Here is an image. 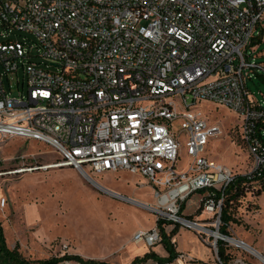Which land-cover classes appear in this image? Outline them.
<instances>
[{
	"label": "built area",
	"instance_id": "1",
	"mask_svg": "<svg viewBox=\"0 0 264 264\" xmlns=\"http://www.w3.org/2000/svg\"><path fill=\"white\" fill-rule=\"evenodd\" d=\"M262 40L264 0H0V135L46 143L61 156L55 165L86 177L125 170L146 178L156 203L141 204L156 223L133 241L161 243L162 220L165 230L188 228L209 244V264H256L251 245L230 225L222 230L237 174L206 155L222 130L198 106L233 110L236 140L255 163L248 173L264 169V101L247 87L264 75L248 50ZM198 192L200 212L185 214Z\"/></svg>",
	"mask_w": 264,
	"mask_h": 264
},
{
	"label": "rangeland",
	"instance_id": "2",
	"mask_svg": "<svg viewBox=\"0 0 264 264\" xmlns=\"http://www.w3.org/2000/svg\"><path fill=\"white\" fill-rule=\"evenodd\" d=\"M252 49V46L248 47L251 55L264 62V40L257 44L255 51ZM260 73H254L247 79V87L255 98L264 101V77ZM18 77L22 78V71ZM5 84L8 90L11 84L13 94L17 93L16 74H10L9 80L5 76ZM198 109L211 124L222 130V134L209 142L206 155L227 165L236 174L250 172L255 165L254 160L236 140L241 122L239 116L230 108L213 102L200 103ZM181 127L182 119L172 122L174 132H179ZM58 161H61V156L46 143L33 138L0 135V220L9 245L18 243L20 250L33 259L79 255L87 260L80 250L90 256H107L124 244L137 250L121 251L115 257L112 255V259L116 264L129 263L128 254L141 252L138 249L143 246L142 242H132L135 231L151 228L156 223V215L140 205L154 206L156 203L147 179L125 170L93 174V179L120 193L113 195L96 187L88 177L72 167L43 168ZM30 167L36 168L25 170ZM254 186L230 210L235 218L230 229L235 236L264 254V191L258 195L256 192L260 186ZM201 195L200 192L195 193L187 200V215L200 212L196 210ZM4 199L5 204L2 203ZM180 229L185 236L188 232L195 234L188 228ZM181 251H191L199 256L208 252ZM93 260L115 264L103 259ZM183 262L205 264L187 261L183 257L164 264ZM255 262L264 264L258 258ZM155 263L158 261L148 260L140 264Z\"/></svg>",
	"mask_w": 264,
	"mask_h": 264
},
{
	"label": "trees",
	"instance_id": "3",
	"mask_svg": "<svg viewBox=\"0 0 264 264\" xmlns=\"http://www.w3.org/2000/svg\"><path fill=\"white\" fill-rule=\"evenodd\" d=\"M261 75V74H260ZM264 77V75H261ZM264 125V124H263ZM264 140V137H262ZM258 184L260 186L257 189V194L261 195L264 191V169H256L252 173L246 174H237L234 183L228 190L227 196L224 201L223 211L221 215L222 221V230L227 231L228 226L232 221H235V218L232 217L230 210L232 207L238 203V201L243 197L246 192L250 189L251 186ZM255 187V186H254ZM185 204L182 205V209L184 210ZM158 225L161 226L162 231V243L164 247L167 249L168 257L161 258L156 252L151 251L146 253L143 257L136 258L130 264H137L144 262L150 258L155 259L158 261V264H164V262L169 261L172 262L173 260L177 259L180 253L176 250V244L173 242L172 237L179 231L180 227L175 226L171 232L168 234L165 228L162 227V220H158ZM219 253L221 256L225 258L229 257L226 254L225 248L221 245ZM64 258H74L84 260L79 255H71V256H64V257H51V258H42V259H33L27 257L21 250L20 246L17 243L15 246L9 245L5 231L3 222L0 220V264H57ZM94 261V260H91Z\"/></svg>",
	"mask_w": 264,
	"mask_h": 264
},
{
	"label": "crops",
	"instance_id": "4",
	"mask_svg": "<svg viewBox=\"0 0 264 264\" xmlns=\"http://www.w3.org/2000/svg\"><path fill=\"white\" fill-rule=\"evenodd\" d=\"M185 208H186V203H185ZM185 208H184V213L187 214L185 212ZM174 227L172 225L167 226L166 227V231L169 234L171 232V230ZM179 229V231L172 237L173 242H175L176 244V250L180 253L179 257L175 260H181V257L186 258L187 261H193V262H201V263H205V264H209L210 260H212L213 258V251L211 246L209 244H206L204 242H202L199 237L197 236V234L188 232V236H185V233L183 234V230ZM137 231V230H136ZM135 231V232H136ZM132 242L133 241V236L131 238ZM135 243V242H134ZM142 248L138 249V250H142L141 252L138 253H130L128 254V259L127 261L129 263H124V264H130L132 263L137 257H143L146 253H149L151 251L156 252L161 258H167L168 257V252L167 249L164 247L163 243H158L152 247L147 246L145 243H142ZM124 250H137L135 249V247H130L129 245L126 246L124 244H121L118 248L114 249L111 253L113 255V257H115L117 254H120L121 251ZM161 250V251H159ZM181 250H208V252H206L204 255L199 256V255H194L191 251H188V253H184ZM85 257H87V259H103L106 261H110L112 263L116 264V261L114 259H112V255H99V256H90L87 255L83 250H80ZM149 261H155V259L150 258L148 259ZM148 260L144 261L147 262ZM124 261V262H127ZM143 263V262H141ZM140 264V263H137ZM156 264V263H155ZM182 264H185L184 262Z\"/></svg>",
	"mask_w": 264,
	"mask_h": 264
},
{
	"label": "bare ground",
	"instance_id": "5",
	"mask_svg": "<svg viewBox=\"0 0 264 264\" xmlns=\"http://www.w3.org/2000/svg\"><path fill=\"white\" fill-rule=\"evenodd\" d=\"M52 167H58V165H55V164H47L46 166H44L43 168H52ZM91 182L96 186V187H98L99 189H102V190H104V191H106V192H109V193H111V194H113V195H117V194H120L119 192H117V191H115V190H112V189H110V188H108V187H106V186H104L103 184H101V183H99L98 181H96L95 179H92L91 180ZM119 197H121L120 195H119ZM129 200V199H128ZM141 205V204H140ZM251 245V244H250ZM251 248H252V252L262 261V262H264V254L262 253V251L261 250H259L258 248H256V247H253L252 245H251Z\"/></svg>",
	"mask_w": 264,
	"mask_h": 264
},
{
	"label": "water",
	"instance_id": "6",
	"mask_svg": "<svg viewBox=\"0 0 264 264\" xmlns=\"http://www.w3.org/2000/svg\"><path fill=\"white\" fill-rule=\"evenodd\" d=\"M93 178L88 177V180L91 182ZM145 209L149 210L150 212H152L153 214H155V211L151 208L148 207L147 205L141 204Z\"/></svg>",
	"mask_w": 264,
	"mask_h": 264
}]
</instances>
